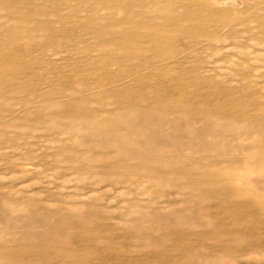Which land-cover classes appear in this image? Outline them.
Wrapping results in <instances>:
<instances>
[{"label":"rangeland","instance_id":"1","mask_svg":"<svg viewBox=\"0 0 264 264\" xmlns=\"http://www.w3.org/2000/svg\"><path fill=\"white\" fill-rule=\"evenodd\" d=\"M0 264H264V0H0Z\"/></svg>","mask_w":264,"mask_h":264}]
</instances>
